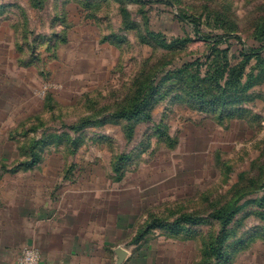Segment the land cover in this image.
<instances>
[{
    "label": "rangeland",
    "instance_id": "rangeland-1",
    "mask_svg": "<svg viewBox=\"0 0 264 264\" xmlns=\"http://www.w3.org/2000/svg\"><path fill=\"white\" fill-rule=\"evenodd\" d=\"M230 34L264 0H0L1 197L95 264H264V50Z\"/></svg>",
    "mask_w": 264,
    "mask_h": 264
},
{
    "label": "crops",
    "instance_id": "crops-1",
    "mask_svg": "<svg viewBox=\"0 0 264 264\" xmlns=\"http://www.w3.org/2000/svg\"><path fill=\"white\" fill-rule=\"evenodd\" d=\"M22 206L0 195V264H20L26 246L41 250L43 264H95L89 249L82 251L50 216L38 217ZM48 222H53L51 227L45 225Z\"/></svg>",
    "mask_w": 264,
    "mask_h": 264
},
{
    "label": "trees",
    "instance_id": "trees-1",
    "mask_svg": "<svg viewBox=\"0 0 264 264\" xmlns=\"http://www.w3.org/2000/svg\"><path fill=\"white\" fill-rule=\"evenodd\" d=\"M199 25V23H198ZM231 35V34H230ZM232 37H236L241 41V36L239 35H231ZM219 37L223 38V35H220ZM205 38L213 40L214 37H211L210 35H206ZM264 39V37H263ZM242 42V41H241ZM243 43V49L245 53L249 56L253 55H259L263 50H264V43H261L260 46H247L245 42ZM139 105L135 106L133 110L128 109L127 107L123 108L121 111H119V116H134L140 112ZM217 218L222 220L223 226H228V224L233 220L235 216V211L234 209H229L227 211L219 210L217 214L215 215Z\"/></svg>",
    "mask_w": 264,
    "mask_h": 264
},
{
    "label": "built area",
    "instance_id": "built-area-1",
    "mask_svg": "<svg viewBox=\"0 0 264 264\" xmlns=\"http://www.w3.org/2000/svg\"><path fill=\"white\" fill-rule=\"evenodd\" d=\"M20 264H43L41 250L36 246H26L19 258Z\"/></svg>",
    "mask_w": 264,
    "mask_h": 264
},
{
    "label": "water",
    "instance_id": "water-1",
    "mask_svg": "<svg viewBox=\"0 0 264 264\" xmlns=\"http://www.w3.org/2000/svg\"><path fill=\"white\" fill-rule=\"evenodd\" d=\"M117 253H118L119 258H120L119 263H121L126 257L127 250L124 248H118Z\"/></svg>",
    "mask_w": 264,
    "mask_h": 264
}]
</instances>
